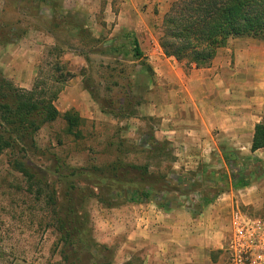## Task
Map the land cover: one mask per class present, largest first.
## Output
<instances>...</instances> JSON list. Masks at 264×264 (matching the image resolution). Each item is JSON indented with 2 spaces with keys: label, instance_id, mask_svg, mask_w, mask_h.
Instances as JSON below:
<instances>
[{
  "label": "crops",
  "instance_id": "1",
  "mask_svg": "<svg viewBox=\"0 0 264 264\" xmlns=\"http://www.w3.org/2000/svg\"><path fill=\"white\" fill-rule=\"evenodd\" d=\"M174 1L59 0L60 11L86 17L82 26L94 35L111 38L121 29L137 34L153 70L141 116L158 122L160 135H167L179 174L198 169L217 175L207 191L217 189L219 194L208 197L209 204L197 214L180 207L164 209L155 201L113 209L102 222L103 230H95L98 241L116 247L110 264H231L227 241L233 210L256 214L264 209V148L252 150L256 125L264 122V41L230 38L210 66L187 69L164 54L156 32ZM42 9L50 19V9ZM49 30L30 26L14 42H0V70L16 86L33 87L44 51L53 44ZM55 104L61 113L74 108L82 117L103 114L81 76L67 82ZM230 151L250 156L263 173L255 179L248 171L250 183L237 185L227 163ZM218 177L229 189L221 188Z\"/></svg>",
  "mask_w": 264,
  "mask_h": 264
},
{
  "label": "rangeland",
  "instance_id": "2",
  "mask_svg": "<svg viewBox=\"0 0 264 264\" xmlns=\"http://www.w3.org/2000/svg\"><path fill=\"white\" fill-rule=\"evenodd\" d=\"M14 1L8 0L10 4ZM5 4L6 0H0V15L5 21H12L18 29L35 25L51 29L50 22L45 18L30 16L36 12L35 9L26 11L20 8L23 0L16 8ZM66 19L77 24L86 21V17L82 16L68 15ZM163 26V21L156 24L159 36ZM5 28L3 32L0 29L3 37L10 32L9 26ZM49 31L53 44H49L44 51L37 77L40 74L42 79L47 80V88L61 85L64 88L71 78L81 76L83 87L86 89L85 86L89 85L94 91L98 111L103 114L99 118L83 117L80 138L66 132V123L62 118L42 126L35 136V146L29 148L23 160L36 177L44 181L43 184L30 183L13 168L11 161L15 155L12 152L8 151L0 157V264H69L63 253L69 248L64 246L61 234L53 224L51 209L52 200H60L66 185L76 184L79 191L83 190L89 196L92 191L98 194L87 196L85 202L88 226L94 237L96 229L103 230L102 222L111 217L113 209L143 203L114 200L105 180L98 181L103 175L112 176L116 171L122 183H114L113 188H141L147 185L154 194H158L150 201H155L161 208H186L194 214L209 204L208 197L213 199L219 194L217 189L207 191V183L217 177L216 172L203 173L197 169L179 174L174 170L176 151L168 144L167 135H160L158 122L141 116L139 107L147 100L153 73L139 61L103 54L97 48L100 42H95L93 38L86 47H82L74 42L70 32ZM97 36L101 42L104 38L110 39L107 34ZM81 50L87 53L88 61L76 55ZM58 77L66 78V81L56 82ZM119 102H122L121 105ZM228 156L237 164L230 169L241 172L237 181L242 173L248 171L253 172L255 179L263 173L262 165L254 159L253 162L246 154L230 151ZM249 165L252 167L249 168ZM113 166L119 169H112ZM57 167H60V172L54 171ZM69 169L75 174L65 177ZM218 180L223 183L221 188L229 189V183L220 177ZM97 183L101 186L96 187ZM165 203L168 204L163 207ZM244 211L250 217L264 215V209L256 214ZM107 247L110 252L106 253L112 260L116 247ZM100 259L106 261L102 257Z\"/></svg>",
  "mask_w": 264,
  "mask_h": 264
},
{
  "label": "trees",
  "instance_id": "3",
  "mask_svg": "<svg viewBox=\"0 0 264 264\" xmlns=\"http://www.w3.org/2000/svg\"><path fill=\"white\" fill-rule=\"evenodd\" d=\"M19 1L22 0H15L14 5L6 0L5 6L16 8ZM23 1L24 4L20 8H25L26 11L35 9L36 12L31 13V17L45 18L52 26L51 30L70 32L77 45L86 47L87 42L93 38L95 42H100L97 48L103 54L139 61L147 71L153 73L134 31L121 29L109 40L104 38L101 42L98 36L95 37L91 31L83 28L82 24H77L73 20L66 21L68 15L60 11L59 0ZM43 6L50 9L52 13L50 19L42 15ZM6 8L5 12L8 11ZM69 16L72 15L69 14ZM0 17L1 32L6 29L5 27H10L7 37H3L0 32L1 43L14 42L28 29L27 27L18 29L12 21H5L4 17L1 15ZM72 25L76 26L77 31H73ZM163 25L159 43L167 57L175 58L187 69L208 67L212 64L218 50L224 47L230 38L252 37L264 41V0H176L165 15ZM80 54L87 61L89 60L85 51L81 50ZM56 69L59 67L56 66ZM65 81L66 78L63 77L56 79V82ZM47 85V80L42 79L39 74L31 89L21 88L7 79L0 70V157L8 151L12 152L15 155L11 161L13 168L30 183L35 184H43L44 181L36 177L23 157L27 155L29 148L35 146V136L38 131L44 124L62 118L66 123V132L80 138L84 120L74 108L64 113L58 110L55 102L63 90V85L48 88ZM85 87L93 99L97 100L89 85ZM119 103L121 105L122 102ZM260 148H264V122L256 125L252 144L253 151ZM227 162L231 167L237 165L230 157ZM111 168L119 169L118 166ZM54 171L60 172V167L55 168ZM74 172L69 169V174L65 177L74 175ZM239 173L241 172L232 170V176L237 185L249 184L251 177L246 173H242L237 181ZM117 177L118 174L115 171L112 176L103 175L102 178H98L99 182L105 180L110 196L116 201L145 202L153 199L154 195H158L154 194L152 189H148L147 185L141 188L122 186L113 188L114 183H122ZM100 186L101 183H97L96 187ZM77 188L76 184L66 185L63 195L59 197L60 200H52L54 201L51 207L53 224L59 230L64 246L69 248L68 252L63 251L64 258L69 261V264H110L112 260L106 253L110 252L109 248L96 240L88 226L89 216L85 202L87 196L95 197L98 194L92 191L89 196ZM167 204L162 206L166 207ZM101 257L106 261H102Z\"/></svg>",
  "mask_w": 264,
  "mask_h": 264
},
{
  "label": "built area",
  "instance_id": "4",
  "mask_svg": "<svg viewBox=\"0 0 264 264\" xmlns=\"http://www.w3.org/2000/svg\"><path fill=\"white\" fill-rule=\"evenodd\" d=\"M227 252L231 264H264V215L250 217L235 208Z\"/></svg>",
  "mask_w": 264,
  "mask_h": 264
}]
</instances>
